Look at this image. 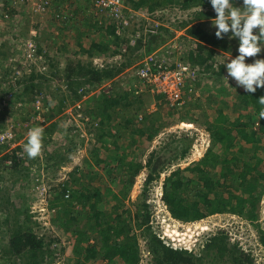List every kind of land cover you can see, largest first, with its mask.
<instances>
[{"label":"rangeland","instance_id":"1","mask_svg":"<svg viewBox=\"0 0 264 264\" xmlns=\"http://www.w3.org/2000/svg\"><path fill=\"white\" fill-rule=\"evenodd\" d=\"M22 2L20 3L18 0V6L16 7L18 15L15 20L19 23V26L13 29L10 27L0 29V41L3 43L6 40L5 42H7L3 43V48L0 47V73L8 71L5 76L8 81L4 83V88L9 87L8 84L11 85L14 80L22 79V85L33 80L40 83L37 88H42L44 92L42 91L43 94L38 95L34 90L29 91L25 96V103L15 101V95L11 91L6 92L0 98V123L2 128L0 134L7 129L12 130L15 134L14 139L9 142L5 141L0 145V166H2V158L6 161V154L22 153V159L17 157L13 160L16 162L14 167L11 166V168L6 169L3 166V171L0 168V175L3 176V179L0 176V180H2L0 188L5 187L4 183L13 182L14 179L18 178V186L15 188L18 190L17 196L6 194V197L1 192L0 196L3 198L9 197L11 201L17 202L16 204L20 208L26 207L28 214H30V221L34 222L28 221V223L34 226L35 231L44 235L47 241L51 237L56 239L52 243L54 247L49 246L52 252H48L45 256L46 264H75L77 262V256L74 254L75 237L71 231H67L65 226L62 225L63 217L60 216L59 210L55 207L56 201L53 200L55 195L58 194L71 198V188L74 186V182L71 183L70 172H75V170L81 171L83 175L87 176L80 180L81 184H93L102 191L107 192L109 196L106 200H110L108 204L111 206V210H114L117 200L110 192H118L121 196L123 203L121 204V200L119 201L117 210L124 211V208L128 209L125 215L127 220L132 222V234H136L137 237L140 256L137 264H157L155 254L149 245L150 236L145 231V227L140 226L137 220V213L139 211L143 212L147 202L150 203L152 209V223L155 228L175 246H185L203 253L205 240L209 236L219 231L226 232V236L232 243L229 245L231 248L224 255L219 252L205 254L201 264H231L233 256H240L241 252H244L250 258L248 264H264V243L262 242V236L264 235V181L263 187H260L261 190L258 193L259 201L257 203V217L255 218H250L246 215V212V214L243 212L238 213L228 208L226 211L206 215L203 218L183 221L173 216L163 199L164 183L167 176L178 168H185L199 161L212 146V137L207 126L210 120H214L216 117L218 109H224L232 121L238 122H246L249 116L247 113L253 115L252 119L257 115L254 106L250 104L242 105L243 100L238 92H245L244 88L238 86L232 78H229V83L226 81L224 76L227 75V68L220 78H216L215 70L214 72L211 70V74L206 73L210 78L207 76L199 82H193L190 85L192 90L189 94L188 91L186 92L185 104L181 108H174L169 106L160 96L146 90L137 92L135 89V85L139 83L138 78L135 76L136 65L146 55L147 52L144 50L146 47L141 46L137 49L128 43H122L123 49L121 52L112 53L115 48L112 45L110 49H107L108 51L99 52L92 58L88 53L81 55V57L101 68L111 64L119 66L124 64L123 71L115 79L91 86V92L75 103L61 104L66 89H64L63 81L54 73L59 69L64 71V67L69 60L67 55L71 52V45H76L77 39L83 34V28L77 31L73 30H76V27H81L83 19L80 17L75 21L77 24L74 27L64 29L63 34L58 35V38L54 37L53 34L51 35L52 38L46 42V48H49L52 52L51 55H48V58L45 56L46 54H38L37 49L35 52L31 48L33 45L31 46L28 40L35 41L40 32L42 34H39L38 40L42 41L46 38L45 32H48L47 29L55 20L51 18V14L54 13L49 11L47 14L39 15L35 10L38 0H32L30 4L27 1ZM233 2L236 6H242L243 3L242 0H233ZM128 4L132 6L130 2ZM211 6V3L207 0L193 2L190 7H184L179 2L173 5L168 3L165 5L163 12L161 11L163 14L151 15V20L147 19V21L131 20V24L137 28L136 35L147 34L151 28L163 26L164 28H160V33L152 41L151 46L157 47L156 49L163 47L165 48L164 53L177 57L176 48L181 47L183 51H186L194 45L191 44L192 39H188V28L191 26L202 22L209 33H215L216 28L212 26V18L217 14ZM205 12L214 14L210 18H206ZM95 15L103 20L107 14L97 11L93 14L84 15L83 18L94 22ZM32 30H36V32L33 33ZM86 34L84 33V35ZM230 36L231 33H228L224 37L229 38ZM183 38L185 43L182 40ZM234 42V49L221 53L220 61L222 63L219 62L220 64H224L229 58L238 55V38L234 39ZM132 44L137 46L136 40L132 41ZM145 45L147 46V44ZM124 47L127 48L126 51H124ZM257 58H264V50L258 57L248 58L247 62L252 63ZM55 67L57 68L55 69ZM37 74L43 76L33 78ZM24 77L25 79H23ZM4 79L0 76V83ZM10 80L13 81L10 82ZM1 84L0 97L4 92ZM17 86L14 85L15 88ZM128 86L130 95L127 102L129 103L124 104L123 102V105L118 106L113 115V123L121 125L126 121V117L123 113H120V111H124V108H127V112L130 111L126 116H133L135 121L140 115L146 116L148 113L155 114L159 112L162 120L158 122L155 119V124H160V129L152 140L147 142L146 135L123 128L125 130L122 131L124 136L120 139L126 141L122 143L119 153H111L104 149L102 143L99 142L96 128L93 127L94 119L88 113V110L93 108L96 103V96H101L102 93L111 92L112 90L120 91L122 90L121 87L126 91ZM54 92L58 97L54 101V106H50V102H47V96ZM125 105H128V107H125ZM252 119L250 118V121ZM255 124L257 125V122ZM141 126L145 128L144 122ZM34 127L44 129L42 150L39 156L30 159L27 153L24 152L23 145L27 142V133ZM247 128L251 132L256 127L252 124ZM257 135L260 136V139L251 142L250 145L239 140L243 147L247 149L246 151L239 150L236 152L242 159L252 158V160H257L260 163V168L264 169V132L260 129ZM73 144H76L75 149L68 152L66 158L59 162L60 155L66 154L65 149ZM97 148L101 150L103 156H113L116 162L112 159L110 166L117 164L120 154L126 156L127 160H136L143 164V168L132 179L127 197L123 198L120 191L123 183L118 178L126 177L127 182L130 178L125 174L124 176H115L116 173L110 174L107 171V162H98L94 158ZM151 156L154 157V160L152 165H148ZM9 162L11 165L14 164L10 160ZM239 164L241 165L242 162L240 161ZM220 171L221 166L213 169V171L211 169V176L214 179L220 177ZM149 172H152L153 179L147 183L146 178ZM235 177L231 175L228 180L231 181ZM112 178H116V182ZM220 182L217 180L216 184L220 189L225 188L224 192L228 194L229 190H232L227 186L229 182L223 180V184H220ZM63 187L67 188L65 194ZM1 203L0 264H25L23 257L14 255L7 250L15 228L14 223L17 219H20L19 222L23 224L26 221L25 214L14 213L13 204L11 203L10 208L13 213L11 216L6 217V211L3 209L4 207L1 208ZM85 219L86 217L82 221ZM91 242H94V238ZM233 243H236L241 250L236 251L231 246ZM117 257L120 256H115V260H111L112 258L109 257H101L99 260L83 262L82 264H128L120 259L121 257ZM110 260L113 262H110Z\"/></svg>","mask_w":264,"mask_h":264},{"label":"trees","instance_id":"2","mask_svg":"<svg viewBox=\"0 0 264 264\" xmlns=\"http://www.w3.org/2000/svg\"><path fill=\"white\" fill-rule=\"evenodd\" d=\"M15 1L16 0H4V6L12 17L15 15L17 17L18 15L16 8L18 4H14ZM198 1L199 0H129L133 8L141 13L149 14L148 16L162 13L163 9H165V5L168 3L173 5L179 2L182 3L184 7H190L193 5V2ZM207 1L210 2V0ZM28 4L30 3L28 2ZM95 9L93 0H53L47 11L37 12L39 15L47 14L49 11L54 13L51 14V18L55 20L47 29L48 32H45L46 38L42 41L38 40V36L40 33L42 34V32L35 38L37 53L46 54L45 56L47 57L52 54L51 50L46 48V42L52 38L51 35L53 34L54 37L58 38V35L61 36V34H63L64 29H70L71 26L74 27L77 24L75 21L80 17L83 19L81 27H76L77 29L73 30L77 31L83 28V34L77 39L76 45H71V52L67 55L69 60L64 67V71H60L59 69V71L54 73L63 81L64 89H66L64 93L62 92L64 97L62 98L61 104L67 102L71 104L75 103L91 92V86L103 83L106 80L115 79L123 71L124 64L120 66L111 64L101 68L94 65L93 62L83 59L81 55L88 53L92 58L99 52L108 51L107 49H110L112 45L115 46L112 53H119L123 49L122 43H128L130 46H134L133 48L137 49L141 46L146 47L144 50L148 53L157 48L151 46V43L160 33V28H164L163 26H155L148 30L147 34L136 35L137 28L132 24L127 30L122 31L123 27L119 24L118 20L106 17L102 20L96 17V15L94 22H92V20H87V18H83L84 15L93 14L98 11ZM213 14L205 12L206 18L212 17ZM140 17V15L133 17L132 20L135 18L139 19ZM142 20L144 21L145 18ZM21 25L23 26V23ZM17 26H19V23L14 18L0 22V29L6 27L13 29ZM84 33L87 34L84 35ZM63 36L65 37V34ZM188 37L189 40L192 39L191 44L194 45L186 49V51L184 50L183 55L184 59L197 68V81L199 82V80L207 77L208 75L206 73L211 74V70L212 72L215 70L217 75L216 78L222 77L226 67L224 64H220L222 63L220 61V57H222L221 53L234 49V39L232 40L228 37L218 39L215 33H209L208 30H206V26L202 22H198L196 25L188 28ZM135 40L137 46L132 44V41ZM182 40L184 42V38ZM5 41L3 43H7ZM3 43L0 41L1 48H3ZM145 44H147V46ZM126 50L127 48L124 47V51ZM176 52L178 55L179 50L177 49ZM56 68L57 67H55V69ZM7 73L8 71L0 73V76L5 78L1 81L2 84L0 83L4 90L0 98H2L6 92L11 91L15 95V101L17 100V102L22 101V103H25V96L29 91L34 90L38 95L42 93V91L44 92L42 88H37L40 83L33 80L25 85H22V79L10 80V82L13 81V83L11 85L8 84L9 87L4 88V83L8 81L5 77ZM40 75L43 76L42 74H37L33 78L36 76L39 77ZM208 78L210 77L208 76ZM23 79H25V77ZM15 84L18 85L16 88L14 87ZM121 89L120 91L112 90L111 92L102 93L101 96H96V103L93 108L88 110V113L91 114L94 119L93 127L96 128L95 131H97L99 142L102 143L104 149H107V151L111 153H119L122 143L126 141L120 139L124 136L122 131L129 129L133 132L136 131L137 133L144 134L147 136V142H149L160 129V124H155V119H157L158 122L162 120L161 113L155 111L157 112L155 114L148 113L146 116L140 115V117H137V121H135L133 116H126L130 111L127 112V108H124V111H120V113H123L126 117V121L121 125H115L113 123L115 110L118 106L123 105V102L124 104L129 103L127 102L130 95L129 86L126 91L122 87ZM189 92L190 90H188L187 93L189 94ZM238 95H240V98L243 100L242 105L250 104L254 106L257 115L252 119L253 115L247 113V115H249L248 120L246 122H238L232 121L224 109H218L216 117L214 120H210L207 126L212 137V146L199 161H196L188 167L178 168L172 171L165 180L163 199L173 216L177 219L190 221L203 218L206 215L226 211L228 208L238 213L246 212L247 214H245L250 218L257 217L258 193L263 187L264 169L260 168V163H258L257 160H252V158L242 159L236 151H246L247 149L243 147L240 141L250 145L251 142L260 139V136L257 135L258 130L261 129L264 132V120H261L258 115L261 109L264 108V106H261L258 102V99L264 96V88H257L255 93H248L246 91L238 92ZM47 97V102L49 103L50 101L54 102L58 96L54 92L48 94ZM125 107H128V105H125ZM250 118L252 121H250ZM142 122H144L145 128L141 126ZM256 122L257 125L255 124ZM252 124H254L256 128L249 132L247 127ZM123 128L125 130H123ZM1 129L0 123V133L2 132ZM3 143V141H0V145ZM75 146L76 144H73L66 148V154H59L61 156H59V162L63 161L69 154L68 152L75 149ZM17 157L22 159V153L6 154V161L2 158L1 170H4L3 166H5L6 169L11 168V166L14 167L16 162L13 160L17 159ZM105 157V155H102L101 150L97 148L94 153V158L98 162H107V171H109L110 174L116 173L115 176H124L125 174V176L127 175V177L130 178L128 182L126 181V177L118 178L119 181L123 183V187L120 190L123 198L127 197L132 179L143 168V164L136 160H127L126 156L120 154L117 164L115 166H110L113 156L110 155ZM9 160L14 162V164H9ZM153 160L154 157L151 156L148 160V165H152ZM113 161L115 160L113 159ZM240 161L242 162L241 165L239 164ZM218 166H221L220 177L214 179L211 176L210 170L212 169L213 171V169H216ZM126 170L128 171L125 172ZM231 175L238 178L235 177L232 179L233 181H229L228 178H230ZM70 176L71 183L74 182V186L71 188V198H66L58 194L55 195V199L53 200L56 201L55 207L59 210L60 216L62 215L63 217L61 222L62 225L65 226L67 231H71L75 237L74 254L77 256V262L75 264L99 260L101 257H109L112 258L111 260H115V256H120L121 258H117L123 259L125 263L137 264L140 257L136 240L137 237L136 234H132V222H129L125 215L128 209L124 208V211L120 209L117 210V208H119L117 204L122 199L119 193L114 191L110 192L117 200L114 210H111L112 208L108 204L110 200H106L109 196L107 192L102 191L93 184H81L80 180L87 177L83 175L81 171H72L70 172ZM147 176L146 182L149 183L153 179L152 172H149ZM1 177L3 179V176ZM17 179L18 178L14 179L13 182H3L5 187L0 188V192L3 195L5 194L6 197L7 195L17 196L18 190L15 189L18 186ZM112 179L116 182V178ZM217 180L221 181L220 184H223L222 180L229 182L227 186L232 188V190H229L228 194H225V188L220 189L218 184H216ZM1 184L2 180H0V186ZM63 188L65 194L67 188ZM6 197L3 198L0 196V202H2L1 208L4 207L3 209L6 211L5 216L9 217V215L11 216L13 213L10 208L12 203L14 213L25 214L26 219L23 224L19 222L20 219H17L14 223L15 228L7 249L8 252L23 257L25 259V264H46L45 256L48 252H52L50 247L53 246L52 243L55 242L56 239L51 237V239L47 241L44 235L36 232L34 226L28 223V221H32H30V214H28L26 207L20 208L16 204L17 202L15 203L13 200L12 202L9 197ZM21 197L23 198V196ZM122 203L123 201L121 200V204ZM151 210L150 203L147 202L143 212L139 211L137 213V220L140 226L145 227V231L150 236L149 245L152 252L155 254L157 264H201L205 254L219 252L224 255L231 248L229 246L232 244L231 240L228 239L224 231H221L222 233L219 231L212 234L205 240L202 249L203 253L196 252L185 246H175L155 228L152 223ZM84 217H86V219L82 221ZM92 238H94V242H91ZM262 242L264 243V235L262 236ZM231 246L236 251L241 250L236 243H233ZM239 255L240 256H233L232 263L238 262L239 264H248L250 261L248 255L244 252H241ZM111 260L110 262H113Z\"/></svg>","mask_w":264,"mask_h":264},{"label":"clouds","instance_id":"3","mask_svg":"<svg viewBox=\"0 0 264 264\" xmlns=\"http://www.w3.org/2000/svg\"><path fill=\"white\" fill-rule=\"evenodd\" d=\"M126 2L128 4L129 0ZM210 2L217 14L212 18V26L216 28L215 36L223 39L226 34L231 33L229 39L239 40L238 55L224 63L227 68V75L224 76L226 81L229 83V78L234 79L248 93L264 88V58L247 62L248 58L258 57L264 50V0H243L242 6H236L233 0ZM258 102L264 106V96ZM50 106H54V102L50 101ZM258 115L264 120V108ZM43 133L42 127L31 128L27 133V142L23 149L30 159L40 155Z\"/></svg>","mask_w":264,"mask_h":264},{"label":"built area","instance_id":"4","mask_svg":"<svg viewBox=\"0 0 264 264\" xmlns=\"http://www.w3.org/2000/svg\"><path fill=\"white\" fill-rule=\"evenodd\" d=\"M22 1L30 3L32 0H19L20 3H23ZM52 1L38 0L35 10L37 12L47 11ZM17 3L18 0L14 4ZM93 5L99 12L107 14L106 18L118 20L123 27L122 31L127 30L131 26V20L135 16L140 15L141 17L139 19L135 18L134 21H143V18L147 21V17L148 20H151L147 14L128 6L126 0H93ZM11 18L15 19L16 15L10 16L4 6V0H0V22ZM32 32L35 33L36 30H32ZM29 42L31 46L33 45L31 48L36 52V41L28 40ZM177 49L179 50L177 57L164 53L165 48L163 47L146 53L136 65L135 76L138 78L139 83L135 85V89L137 92L146 90L163 98L169 106L181 108L186 101V92L192 90L190 85L197 81L198 70L184 59L183 49L181 47ZM14 137V132L7 129L0 134V141L9 142Z\"/></svg>","mask_w":264,"mask_h":264},{"label":"crops","instance_id":"5","mask_svg":"<svg viewBox=\"0 0 264 264\" xmlns=\"http://www.w3.org/2000/svg\"><path fill=\"white\" fill-rule=\"evenodd\" d=\"M67 5L69 6V4L67 3ZM97 11V10H96ZM56 35V34H55Z\"/></svg>","mask_w":264,"mask_h":264},{"label":"bare ground","instance_id":"6","mask_svg":"<svg viewBox=\"0 0 264 264\" xmlns=\"http://www.w3.org/2000/svg\"><path fill=\"white\" fill-rule=\"evenodd\" d=\"M264 200V199H263Z\"/></svg>","mask_w":264,"mask_h":264}]
</instances>
